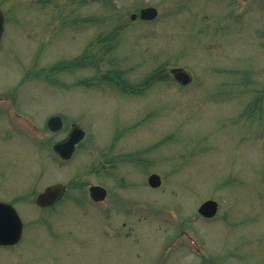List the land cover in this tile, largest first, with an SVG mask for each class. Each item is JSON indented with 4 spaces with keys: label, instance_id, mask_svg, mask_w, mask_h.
I'll list each match as a JSON object with an SVG mask.
<instances>
[{
    "label": "rangeland",
    "instance_id": "1",
    "mask_svg": "<svg viewBox=\"0 0 264 264\" xmlns=\"http://www.w3.org/2000/svg\"><path fill=\"white\" fill-rule=\"evenodd\" d=\"M228 4L0 0V202L23 222L0 264H264V35ZM147 7L156 21L131 20ZM72 125L86 136L64 162ZM55 183L63 201L37 206Z\"/></svg>",
    "mask_w": 264,
    "mask_h": 264
},
{
    "label": "water",
    "instance_id": "2",
    "mask_svg": "<svg viewBox=\"0 0 264 264\" xmlns=\"http://www.w3.org/2000/svg\"><path fill=\"white\" fill-rule=\"evenodd\" d=\"M157 10L154 8H146L141 11V19L154 20L157 17ZM137 15H133L132 19H136ZM4 28V17L0 11V39ZM177 80L182 84H188L190 77L187 73L178 72L176 74ZM63 127L62 119L58 116L52 117L49 121V128L52 131H58ZM85 132L78 126H74L69 138L61 143L55 145V151L59 157L68 160L72 157L76 145L84 138ZM149 184L157 188L161 185V178L159 175H152L149 178ZM63 186L58 184L48 187L38 197V204L43 207L53 205L59 196L63 193ZM106 191L101 187H92L91 196L95 200H102L105 197ZM218 210V204L215 201H208L204 203L199 213L205 217H214ZM23 224L16 211L6 203H0V245H13L19 241L22 235Z\"/></svg>",
    "mask_w": 264,
    "mask_h": 264
},
{
    "label": "flooded vegetation",
    "instance_id": "3",
    "mask_svg": "<svg viewBox=\"0 0 264 264\" xmlns=\"http://www.w3.org/2000/svg\"><path fill=\"white\" fill-rule=\"evenodd\" d=\"M263 1L264 0H231V4H228L229 7L227 8L231 12L230 15H232L233 18H236V22L240 28V32L244 33L246 31L245 27H246L247 19L251 18V22L248 26L249 30L247 31L252 30L253 34L256 31L255 35L257 34L258 36H260V34L261 36L264 35V31L261 30V25H264V22L259 20V16L261 15V13L264 12ZM60 201H58L53 206H56Z\"/></svg>",
    "mask_w": 264,
    "mask_h": 264
},
{
    "label": "trees",
    "instance_id": "4",
    "mask_svg": "<svg viewBox=\"0 0 264 264\" xmlns=\"http://www.w3.org/2000/svg\"><path fill=\"white\" fill-rule=\"evenodd\" d=\"M153 75H157V76H159L160 73H159V72H156V73H154ZM151 78H152V77H149L148 80H150ZM148 80H147V81H148Z\"/></svg>",
    "mask_w": 264,
    "mask_h": 264
}]
</instances>
